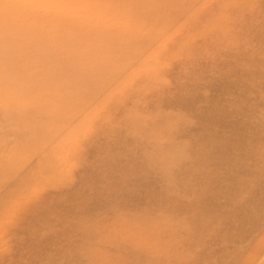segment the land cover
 Listing matches in <instances>:
<instances>
[{
  "label": "rangeland",
  "instance_id": "rangeland-1",
  "mask_svg": "<svg viewBox=\"0 0 264 264\" xmlns=\"http://www.w3.org/2000/svg\"><path fill=\"white\" fill-rule=\"evenodd\" d=\"M0 264H264V0H0Z\"/></svg>",
  "mask_w": 264,
  "mask_h": 264
}]
</instances>
